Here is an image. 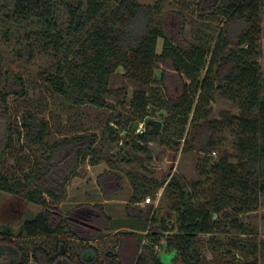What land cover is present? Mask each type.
Returning <instances> with one entry per match:
<instances>
[{"label": "trees", "instance_id": "1", "mask_svg": "<svg viewBox=\"0 0 264 264\" xmlns=\"http://www.w3.org/2000/svg\"><path fill=\"white\" fill-rule=\"evenodd\" d=\"M172 1L186 0H0L3 35L17 38L15 53L26 62L36 53L46 57L39 77L62 113L78 115L84 106L112 112L101 133L93 126L58 133L32 106L15 119L11 101L27 98L31 85L23 74L1 67L0 53V190L42 207L24 219L18 234L0 224V247L12 250L0 251V264H57L70 259L69 239L86 243L73 264H163L161 254L175 249L173 264H209L205 245L215 259L224 258L222 264H264V240L251 236L253 227L244 221L264 204V0H199L197 10L217 11L222 26L210 33L201 22L194 40L185 36L182 10H162ZM119 68L139 86L132 96L127 86L111 87ZM110 98L128 106V113H117ZM218 100L235 111L217 114ZM151 117L162 120L159 133L134 131ZM123 131L130 140L120 136ZM21 136L41 156L29 169L9 168ZM155 140L204 154L200 178L190 184L177 174L160 180L147 169L121 165L151 161ZM109 141L122 142L128 151L123 146L117 156L107 155ZM102 161L110 164L97 178L104 199L123 190L124 171L132 186L127 214L143 227L132 221L134 231H118L115 244L100 253L93 242L120 227L105 205L95 203L94 215L77 222L59 204L82 166ZM160 189L170 216L159 217L155 205L135 206ZM15 236L45 240L27 251Z\"/></svg>", "mask_w": 264, "mask_h": 264}, {"label": "rangeland", "instance_id": "2", "mask_svg": "<svg viewBox=\"0 0 264 264\" xmlns=\"http://www.w3.org/2000/svg\"><path fill=\"white\" fill-rule=\"evenodd\" d=\"M154 1L155 0H151V2ZM198 1L199 0L164 2L161 6L162 10H182L185 13L187 18L185 36L186 38L191 40H194L197 30L201 26V22L208 23L209 27L206 29L210 33L213 32L214 27L217 26L219 28L222 26V23L220 21L222 17L217 11L200 13L197 10L196 5ZM172 24L175 25L174 22ZM162 45L163 41L160 40L158 44V52L162 50ZM261 45V64L264 70V34L262 37ZM16 47L17 38L12 37L10 40H7V38H5V36L3 35V28L0 25V53L3 54V63L1 67L10 68L15 72L23 74L27 77L31 85V90L29 91V96L27 98H21L11 101L12 112L15 116V119L16 117H18L19 120L21 111L26 107L32 106L49 118L51 126L58 133H72L79 127H81L80 129H84L91 126L95 127L98 133H101V129L104 128L105 123L112 115L111 110L96 109L84 106L81 107L78 115L69 112L62 113V107L59 101H57V98H52V95L47 91L44 83L39 77V71L45 67L46 57H44V55L36 53L35 57L30 62H26L24 59L17 56V54L15 53ZM160 73V66L156 67V84H160L158 82L160 80ZM123 86H127L129 88L130 96H132L134 91L139 89L138 84H136L130 79V77H127L124 74V69L119 68L111 78V87L120 88ZM110 101L116 106L117 113H128V106L123 107L119 105L117 100L115 99L110 98ZM214 109L217 114L221 109H232V111H235L229 103L222 102L220 100L214 103ZM142 126V123L138 124L135 127L134 131L140 132ZM120 136L126 140H130L131 134L123 131L120 132ZM228 137H230V135H228ZM51 139H53V137H51ZM230 141L231 140H229V142ZM182 143H184V141ZM123 146L124 149L128 151V148L125 147V145H122V142L115 143L109 141L104 145L103 150L107 155L115 157L120 153V150ZM226 146L229 148L230 145L228 144V142ZM15 148L17 149V154L15 158L9 159V168L13 165V167L16 166V168L18 169L20 165H25L26 169H29L31 163H33L35 158L37 159L41 156V150L37 146L27 144L23 136H21L19 142H17ZM150 149L153 157L151 161H144L142 164L139 163L134 165L121 163V165L125 167V169L130 168L144 173L147 169L149 171H146V174L153 177L154 179L160 180L170 175L177 174L184 181L190 184L192 181L200 178V173L198 170L200 163L199 160L204 157V154H197L198 152H196L195 150L189 152L183 151L184 144H181L179 148L166 146L159 140H155L154 142H152L150 144ZM217 155V152L211 153V156L213 157H216ZM108 168H110V164L106 163L105 161H102L97 165H90L88 162L85 163L80 169V174L73 178L71 184L68 186L67 197L61 204H59L62 213H64V215L69 214L72 220L77 222H82L83 220H81V218L76 213L85 212L89 217H92L95 213L91 208L92 205L99 202L105 205L106 211L116 219L117 224L120 227H117V230L105 231V239L93 242L94 245H97V247L100 249V253L102 252L104 246L115 244V235L118 231H134L129 227V225L132 224V221L137 226V228L143 227V224L139 219L131 218L127 214V206L130 203L129 198L132 193V186L124 171H120L124 175L123 190L115 194L112 199H104L101 189L98 186L97 178L100 173ZM160 191H163V189H160L158 192ZM151 197L152 201L150 203L145 201L147 198L146 197L144 201L139 204H135V206L146 208L150 205H155L159 207V217L165 216L166 213H168L169 216L171 215V211L169 210L170 204L167 201H157V198H155L157 197L156 194L155 196L151 195ZM41 209L42 207L38 204L32 202H19L13 195L0 190V224H9L16 232L15 234H18L19 227L25 218H30L32 215L37 214ZM244 221L247 223V225L253 227L251 236L253 235L255 238L257 237L258 242L263 241L264 204L255 212L246 214V216L244 217ZM15 237L16 241L25 246L27 251H30L35 244L40 243L42 240H45V238L43 237L34 239L22 236ZM204 239H207V237H204ZM68 244L70 246V259L64 257L57 264H73L72 261L77 260L76 253L78 249L81 246H84L86 243H80L78 240L69 239ZM203 249L206 251V256L209 258V264L223 263L222 259L224 258L218 257L217 259H215L214 254L209 251L207 245L203 246ZM8 250L12 252V250L9 249L7 245H2V247H0V251L3 253L5 251H7L8 253ZM5 256L6 255H2L3 261L6 260ZM249 258L250 257H247L246 259ZM101 260V264H112Z\"/></svg>", "mask_w": 264, "mask_h": 264}, {"label": "water", "instance_id": "3", "mask_svg": "<svg viewBox=\"0 0 264 264\" xmlns=\"http://www.w3.org/2000/svg\"><path fill=\"white\" fill-rule=\"evenodd\" d=\"M160 115H164V112H161ZM145 130L150 134H157L161 131L162 128V120L159 118H148L145 122ZM178 251L175 249L171 252H164L161 254V262L163 264H173L174 259L177 255Z\"/></svg>", "mask_w": 264, "mask_h": 264}, {"label": "built area", "instance_id": "4", "mask_svg": "<svg viewBox=\"0 0 264 264\" xmlns=\"http://www.w3.org/2000/svg\"><path fill=\"white\" fill-rule=\"evenodd\" d=\"M144 129H145V127L142 126L141 129H140V132H143ZM156 196H157V197H155V198H157V201H159L160 198H161V196H162V191L157 192ZM145 201L148 202V203H150V202L152 201V197H151V196H148V197L146 198ZM154 202H155V201H154Z\"/></svg>", "mask_w": 264, "mask_h": 264}, {"label": "flooded vegetation", "instance_id": "5", "mask_svg": "<svg viewBox=\"0 0 264 264\" xmlns=\"http://www.w3.org/2000/svg\"><path fill=\"white\" fill-rule=\"evenodd\" d=\"M80 218H81V220H87L88 218H89V216H88V214L87 213H85V212H78V213H76ZM84 224H87L88 222L86 221V222H83Z\"/></svg>", "mask_w": 264, "mask_h": 264}]
</instances>
